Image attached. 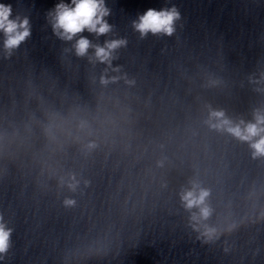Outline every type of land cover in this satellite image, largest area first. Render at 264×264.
Returning <instances> with one entry per match:
<instances>
[{
	"label": "clouds",
	"instance_id": "obj_1",
	"mask_svg": "<svg viewBox=\"0 0 264 264\" xmlns=\"http://www.w3.org/2000/svg\"><path fill=\"white\" fill-rule=\"evenodd\" d=\"M72 5L69 6L60 3L56 6L54 16V30L57 34L65 40H72L74 36L82 33L84 30L96 33L98 35L105 34L110 31L109 24L103 19L108 15V10L104 6L103 0H72ZM10 7L0 4V30L6 36L5 47L12 49L17 47L29 35L28 20L24 19L22 22L10 20ZM179 16L175 8L171 10L156 11L149 9L146 13L139 17V22L135 23V28L145 35L148 32L165 33L171 35L173 32V23ZM22 29V30H21ZM123 40H114L107 42L105 46H96L95 55L101 62L108 61L112 50L124 44ZM91 47L90 41L81 37L76 41V54L83 56ZM213 115L220 117L222 113H213ZM227 123V121H225ZM264 117H257L256 123H249L244 128L239 126L229 127L227 130L241 140L250 141L254 137H259L252 147L257 154H264ZM207 192L200 191L197 195L194 191H188L184 194L183 199L186 201V206L192 208L203 204ZM202 214L207 216V209H201ZM9 238V231H6L3 225H0V252L7 248Z\"/></svg>",
	"mask_w": 264,
	"mask_h": 264
}]
</instances>
